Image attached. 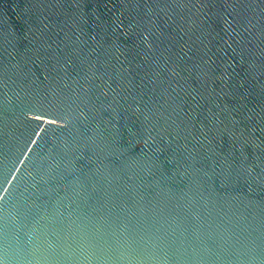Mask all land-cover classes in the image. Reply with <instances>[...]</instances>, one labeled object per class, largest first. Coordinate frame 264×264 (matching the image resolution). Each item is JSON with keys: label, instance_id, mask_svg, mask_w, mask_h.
Instances as JSON below:
<instances>
[{"label": "water", "instance_id": "95a60500", "mask_svg": "<svg viewBox=\"0 0 264 264\" xmlns=\"http://www.w3.org/2000/svg\"><path fill=\"white\" fill-rule=\"evenodd\" d=\"M0 264H264V0H0Z\"/></svg>", "mask_w": 264, "mask_h": 264}]
</instances>
